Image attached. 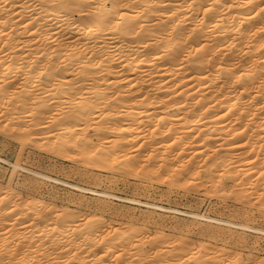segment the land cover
<instances>
[{"label":"bare ground","instance_id":"obj_1","mask_svg":"<svg viewBox=\"0 0 264 264\" xmlns=\"http://www.w3.org/2000/svg\"><path fill=\"white\" fill-rule=\"evenodd\" d=\"M12 142L17 159L0 154L11 166L0 176V264H264L239 248L248 232L264 237L261 226L21 164L36 149L264 221V0H0V151ZM45 184L78 191L75 201L96 195L103 214L57 205L53 192L29 201ZM110 198L206 224L188 238L108 221Z\"/></svg>","mask_w":264,"mask_h":264},{"label":"rangeland","instance_id":"obj_2","mask_svg":"<svg viewBox=\"0 0 264 264\" xmlns=\"http://www.w3.org/2000/svg\"><path fill=\"white\" fill-rule=\"evenodd\" d=\"M17 145H18L17 143L12 142L11 147L9 146L8 148L4 149L2 152L0 151V154L2 155L3 159H7L11 162L15 161L18 157L17 155L20 150V148H18L19 145L18 146ZM0 150L2 149L0 148ZM29 151L33 154L30 153L31 154L30 155ZM32 151L31 149L30 150L28 149L27 152L24 153V156L21 159L23 161V162L21 161L22 162L21 164L30 169H39L45 172L47 171L53 176H57L61 179H65V180H68L70 182H75V183L78 182L89 188L96 189L98 191L105 190V191L110 192L113 195H116L117 197L120 196L123 198H130V199H134L136 201L142 202V203L147 202V203H152V204H158L160 206H163L166 208L171 207L179 211L206 214V215L215 216L219 218L229 219L235 222H238V221L242 222L243 220H245V222L249 224H256L264 228L263 220H260V219L259 220L255 219V221L246 220L242 216H240L238 213H235L236 208H237L235 205L236 202H233L230 200H226L225 202V200H219L214 197H209L203 193L202 194L192 193L188 195L187 193H185L183 190H180V189H176L175 191L170 190L168 192L169 189H167V186L166 185L164 186L161 183L158 184V183L153 182V184L152 183L146 184L145 182H142L134 178V176H132V178L130 176L124 177L119 174H112L109 171L101 170V169H92V172H90L91 168L88 167L87 165L86 166L77 165L74 162H71L69 160L67 161V159L57 157L51 154L49 155L44 151H40L36 149ZM27 155L31 159L28 158ZM25 157H27L29 161ZM33 157L34 159H32ZM10 173H11V166L6 162L0 161L1 178L5 179L7 176L10 175ZM116 175L118 177H116ZM119 176L121 177L119 178ZM52 192L55 194V198H58V196H60V199L58 198V200L56 199L52 200L54 201L53 203L56 202L57 205H60L63 207L70 206L71 209H76L79 212L81 211L82 214H84L85 212L93 211V210L94 211L97 210L98 212L97 211L95 212L97 213L102 212L101 214H103V211L101 209L95 208V206L97 205V201H98L97 200L98 197L96 195L89 193V192L84 193L82 196L84 199L82 200L84 202H81L79 200H76L77 201L76 202L75 200L71 199V197H73V195H75L74 197H76L78 194L76 198H79V197L81 198V196H79V192L76 190H73L72 188L65 187L62 185L56 186V185H51V184H45L40 193L33 194L36 196V199L34 198L33 200H29V201L33 203L34 200L37 201V200L46 198V196H48V194L50 193L52 194ZM106 201L109 202L107 204L109 207L108 209L104 211V215L106 217L105 219L106 220L108 219V221L111 219H118L120 221L131 220L135 223L137 221V223L139 224H143V223L145 224L148 221L147 224L148 223L149 224L148 225L145 224V226L149 228L150 230L157 228V227H161L167 234L173 235V233L177 234L178 232V234H180L181 232L182 234L184 233L183 235L187 236L188 238L201 237V234H199L201 233L200 229L205 227V224H206L204 222V224H201L200 226V224L196 225L195 223H193L195 226L193 227V225H191L192 223H190L192 220L179 213H175L176 215H174V213L173 214L169 213L168 214L169 216L167 214L162 215L161 211H155L156 213H153L152 212L153 209H149L143 204H138V203L134 204V203H129V202L127 203L126 201L118 200L117 198H110ZM126 210L128 213H126ZM119 211H121V213H119ZM170 214L172 215L170 216ZM159 219H162L163 221L161 222V220ZM186 225L187 227H191V228H187ZM50 227H52V225ZM245 236L248 237L246 238V240L248 241V243L249 242L250 243L246 245H240L239 246L240 250L242 249L241 251L244 254L253 252L255 253L254 255H257L260 257V259H263L264 258V237L263 236L261 237V235L253 234V232L252 233L248 232V234ZM222 240L223 239L221 238V240L219 239L220 242L219 241L218 242L221 244L224 242V240L223 241ZM254 241L255 242L257 241V244L256 245L254 244V246L252 245L251 247V242L253 243ZM232 246L230 245L229 247H232ZM254 247L255 249H253Z\"/></svg>","mask_w":264,"mask_h":264}]
</instances>
